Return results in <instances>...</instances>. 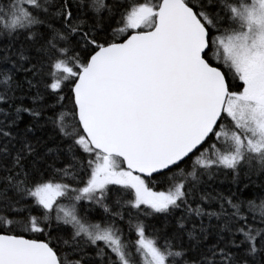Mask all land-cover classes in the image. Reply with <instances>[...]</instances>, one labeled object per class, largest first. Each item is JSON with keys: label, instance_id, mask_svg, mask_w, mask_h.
Here are the masks:
<instances>
[{"label": "snow or ice", "instance_id": "6c2138e0", "mask_svg": "<svg viewBox=\"0 0 264 264\" xmlns=\"http://www.w3.org/2000/svg\"><path fill=\"white\" fill-rule=\"evenodd\" d=\"M0 264H264V0H0Z\"/></svg>", "mask_w": 264, "mask_h": 264}]
</instances>
